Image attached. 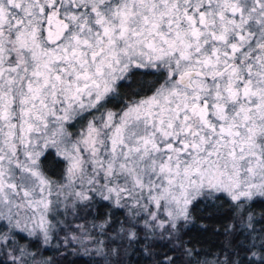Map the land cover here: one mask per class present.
Returning a JSON list of instances; mask_svg holds the SVG:
<instances>
[{"label":"snow or ice","instance_id":"snow-or-ice-1","mask_svg":"<svg viewBox=\"0 0 264 264\" xmlns=\"http://www.w3.org/2000/svg\"><path fill=\"white\" fill-rule=\"evenodd\" d=\"M0 264H264V0H0Z\"/></svg>","mask_w":264,"mask_h":264}]
</instances>
